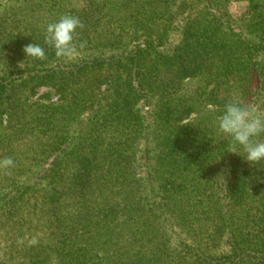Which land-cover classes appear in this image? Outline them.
<instances>
[{
  "label": "trees",
  "instance_id": "obj_1",
  "mask_svg": "<svg viewBox=\"0 0 264 264\" xmlns=\"http://www.w3.org/2000/svg\"><path fill=\"white\" fill-rule=\"evenodd\" d=\"M234 95L264 116V0H0V264H264V161L179 126Z\"/></svg>",
  "mask_w": 264,
  "mask_h": 264
},
{
  "label": "clouds",
  "instance_id": "obj_2",
  "mask_svg": "<svg viewBox=\"0 0 264 264\" xmlns=\"http://www.w3.org/2000/svg\"><path fill=\"white\" fill-rule=\"evenodd\" d=\"M84 25L77 16L65 15L48 23L44 37L45 45L50 46L57 58L75 59L80 55L76 34ZM25 57L43 60L45 50L38 43H29L23 49ZM217 132L229 139L230 149L227 152L241 156L250 165L264 161V116L258 115L256 109L244 104L235 95L223 106L216 119ZM242 152V155H241ZM14 166L11 158L0 160V168ZM35 239L29 241L35 244Z\"/></svg>",
  "mask_w": 264,
  "mask_h": 264
},
{
  "label": "rangeland",
  "instance_id": "obj_3",
  "mask_svg": "<svg viewBox=\"0 0 264 264\" xmlns=\"http://www.w3.org/2000/svg\"><path fill=\"white\" fill-rule=\"evenodd\" d=\"M241 11V9L239 8V6L233 5L232 8L230 9V13L233 14L234 16H236V14H238ZM182 26L181 23H178L177 28L175 33H172L170 41L167 44V48H175L177 45H179L180 42V36H179V28ZM145 39L140 37V40L136 41L134 40L133 42H128L126 41L124 44V47H122L121 51H127V52H133L135 50H137V48L143 49L145 47L144 44ZM120 51V52H121ZM111 51L108 52V54H110ZM190 84V82L188 83ZM200 84L199 81H192L191 86L193 85H198ZM48 92V89H41L39 91V96L45 94ZM57 101V97L54 95L52 97V102H56ZM215 109L216 106H209L208 109ZM138 109H140L142 115L147 116V114L150 112V110H152V106L150 104H148L146 102V100H142L140 102V104L138 105ZM201 112V110H200ZM212 114L211 118L210 116H208L207 120H202L203 117H205V114H200V113H193L190 117L186 118L185 120H183L182 122L179 123L180 127H183L185 129V131L187 130V128L192 129V127L190 126H194L198 124H202L203 121H205L206 123L204 124L206 128L210 129L209 132H217L216 129V116ZM214 117V118H213ZM199 120V121H198ZM147 124H150V122H147ZM205 129V128H204ZM203 129V130H204Z\"/></svg>",
  "mask_w": 264,
  "mask_h": 264
}]
</instances>
